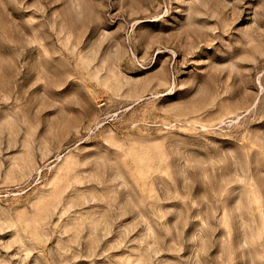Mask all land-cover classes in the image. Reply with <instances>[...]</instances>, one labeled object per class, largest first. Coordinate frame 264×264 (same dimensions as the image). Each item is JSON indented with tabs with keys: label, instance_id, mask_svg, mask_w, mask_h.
Masks as SVG:
<instances>
[{
	"label": "rangeland",
	"instance_id": "obj_1",
	"mask_svg": "<svg viewBox=\"0 0 264 264\" xmlns=\"http://www.w3.org/2000/svg\"><path fill=\"white\" fill-rule=\"evenodd\" d=\"M0 264H264V0H0Z\"/></svg>",
	"mask_w": 264,
	"mask_h": 264
}]
</instances>
